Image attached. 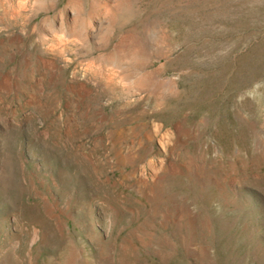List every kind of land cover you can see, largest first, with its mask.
Here are the masks:
<instances>
[{"label": "rangeland", "instance_id": "rangeland-1", "mask_svg": "<svg viewBox=\"0 0 264 264\" xmlns=\"http://www.w3.org/2000/svg\"><path fill=\"white\" fill-rule=\"evenodd\" d=\"M126 1L0 0V264H264V0Z\"/></svg>", "mask_w": 264, "mask_h": 264}, {"label": "bare ground", "instance_id": "bare-ground-1", "mask_svg": "<svg viewBox=\"0 0 264 264\" xmlns=\"http://www.w3.org/2000/svg\"><path fill=\"white\" fill-rule=\"evenodd\" d=\"M40 2H45L46 0H39ZM138 1V0H137ZM68 9L67 12L71 14L69 24L66 25L65 21L63 20V12L60 11L55 15V18L58 20V32L64 34L66 39H73L74 43H79L83 46H86L88 43V38L93 37L94 42L97 46L107 44V37L114 28L116 15L121 12V4L127 2L126 0H116V3L113 7L108 6L105 1L98 0L96 2V8L87 12L84 16L82 15V0H68ZM94 3L95 0H88V3ZM101 3V4H100ZM40 28L45 30L47 34H55V29L51 27V23L49 21V17H44L42 21L39 23ZM44 40V37L41 41ZM20 42V40H19ZM89 47V46H88ZM60 53V51H59ZM117 54V53H116ZM115 56V53H114ZM47 57V56H46ZM131 58V57H130ZM39 63L43 67H49L51 62H49V56L45 58L42 55L38 59ZM35 63V65H38ZM106 61V60H105ZM125 61V60H124ZM33 63V64H34ZM29 62H23V69L27 68ZM103 65L107 68L109 65L112 67L120 68L122 71L125 66H123L122 60L112 59L111 62H103ZM27 70V69H25ZM32 70V69H31ZM34 71V69L32 70Z\"/></svg>", "mask_w": 264, "mask_h": 264}]
</instances>
